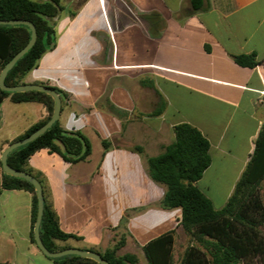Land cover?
Masks as SVG:
<instances>
[{"label":"crops","instance_id":"0c3cea01","mask_svg":"<svg viewBox=\"0 0 264 264\" xmlns=\"http://www.w3.org/2000/svg\"><path fill=\"white\" fill-rule=\"evenodd\" d=\"M76 1L62 0L55 47L24 83L67 95L61 127L84 134L92 155L72 164L42 150L28 167L43 182L62 230L81 238L72 240L82 250L104 252L124 238L121 250L145 255L149 242L174 231L176 264L189 246L208 252L184 231L181 209L159 207L167 187L150 178L147 159L175 142L176 125L197 127L212 157L201 181L221 164L215 182L227 194L220 208L227 204L264 127V0H203L199 11L192 0H84L73 8ZM250 54L262 64L244 68L234 60ZM47 116L42 104L6 99L0 162L10 144ZM103 141L113 147L105 151ZM3 174L0 168V190ZM200 188L215 205L210 189ZM139 208L146 209L121 227L126 213ZM32 209L29 192H1L0 219L18 238L8 252L14 264H31L29 256L42 253L31 241Z\"/></svg>","mask_w":264,"mask_h":264},{"label":"trees","instance_id":"16d2710c","mask_svg":"<svg viewBox=\"0 0 264 264\" xmlns=\"http://www.w3.org/2000/svg\"><path fill=\"white\" fill-rule=\"evenodd\" d=\"M194 11L204 7L203 0H192ZM64 10L62 0H0V20H26L37 29L38 39L35 46L18 61L6 78V85H25L28 73L35 69L44 54L56 44L55 19ZM31 31L27 26H0V73L5 65L29 43ZM235 62L244 68H256L262 62L256 54L234 57ZM64 102L68 97L60 89L51 87ZM13 103H39L45 106L48 116L33 125L14 142L23 140L45 125L54 113V99L43 92L8 93L0 88V107L6 99ZM175 142L164 152L147 159L150 178L167 187V192L159 204L163 210H182V227L191 242L206 243L208 252L192 245L187 248L179 264H251L258 260L264 264V236L260 228L264 225V205L260 187L264 182V127L256 141L255 152L238 181L227 204L218 209L207 194L198 186L205 172L212 165L211 144L203 133L191 124L174 127ZM105 151L113 147L110 141H103ZM48 150L58 154L72 164L85 162L92 155L90 140L79 131H67L56 122L44 135L20 147L8 156L9 165L37 178L31 170L29 160L36 153ZM142 153L140 147L133 148ZM0 168L2 163L0 162ZM44 188L45 210L41 224V238L51 252H61L71 248L64 243L81 240L74 234L62 230L60 219L48 200ZM6 191H26L32 194L31 241L36 245L34 226L38 216V198L33 184L3 174L0 195ZM146 208L128 211L121 222L124 227L129 218ZM175 232H168L149 242L144 247L149 264H176L174 254ZM124 238L117 241L104 252L95 249L110 264H139L134 254L119 255L125 246ZM56 264H99L79 256H66L52 259ZM7 264V263H0Z\"/></svg>","mask_w":264,"mask_h":264},{"label":"water","instance_id":"95a60500","mask_svg":"<svg viewBox=\"0 0 264 264\" xmlns=\"http://www.w3.org/2000/svg\"><path fill=\"white\" fill-rule=\"evenodd\" d=\"M0 26H27L31 31V38L29 43L23 48L18 54H16L3 68L0 73V88L8 93H25L38 91L50 95L55 101L54 113L51 119L43 125L41 128L36 130L33 134L27 138L10 144L2 153L1 163L4 174L24 179L34 185L37 198H38V216L34 226V238L37 247L40 251L49 259H59L66 256H79L87 259H91L99 264H110L106 261L101 254L88 250L68 248L61 252H51L44 244L41 238V224L43 220L45 210V195L42 183L34 176L20 170L12 168L8 163V156L14 150L23 147L42 135H44L56 122L61 118L62 114V99L60 95L49 86L39 84H25L21 86H8L6 85V78L9 72L15 67L20 59H22L36 44L38 39V33L36 27L29 21L26 20H0Z\"/></svg>","mask_w":264,"mask_h":264},{"label":"rangeland","instance_id":"374dc122","mask_svg":"<svg viewBox=\"0 0 264 264\" xmlns=\"http://www.w3.org/2000/svg\"><path fill=\"white\" fill-rule=\"evenodd\" d=\"M84 0H80V1H76V3L73 4V8H77L81 3H83ZM10 106V102L7 103ZM2 132L10 130V122L3 127L1 125ZM221 169V164H217L214 167V169L212 171H210V173H208V175L205 176V178L203 179V181H200L199 186L204 188V187H208L210 189L209 194L214 198V203L216 205V208L220 209V207L226 202V192L223 190V187L221 186H217V183L215 182V175ZM260 193H261V199L263 201V205H264V182L262 183L261 187H260ZM22 224H18V227L20 228ZM260 231L262 233V235L264 236V225L261 226ZM0 232H2L1 237H0V263H8V264H14L17 263L16 260H12L13 256H11V254H9V248H10V243L12 242H18V238H17V234L16 233H10V223H6L4 221V219L1 217L0 219ZM119 240L120 238H116ZM64 245L71 247V248H76V249H80L79 247V243H77L74 240H69L68 242L64 243ZM126 251L120 250L119 251V255H125ZM138 258H139V264H149L145 255L139 251V253L137 254ZM29 259L31 261V264H56L52 259L47 258L44 254L39 253V257H33V256H29ZM241 264H245V263H241ZM251 264H262V262L258 261V260H254Z\"/></svg>","mask_w":264,"mask_h":264},{"label":"built area","instance_id":"2783aa9c","mask_svg":"<svg viewBox=\"0 0 264 264\" xmlns=\"http://www.w3.org/2000/svg\"><path fill=\"white\" fill-rule=\"evenodd\" d=\"M261 94L264 96V91Z\"/></svg>","mask_w":264,"mask_h":264}]
</instances>
